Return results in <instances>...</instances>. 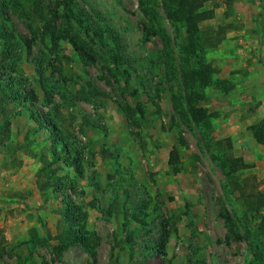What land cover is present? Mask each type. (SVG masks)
<instances>
[{
  "label": "rangeland",
  "instance_id": "1",
  "mask_svg": "<svg viewBox=\"0 0 264 264\" xmlns=\"http://www.w3.org/2000/svg\"><path fill=\"white\" fill-rule=\"evenodd\" d=\"M0 5V264H264V0Z\"/></svg>",
  "mask_w": 264,
  "mask_h": 264
},
{
  "label": "trees",
  "instance_id": "2",
  "mask_svg": "<svg viewBox=\"0 0 264 264\" xmlns=\"http://www.w3.org/2000/svg\"><path fill=\"white\" fill-rule=\"evenodd\" d=\"M186 1H187V4H192V5H195V3H198V0H194V1L193 0H186ZM191 1H193L194 3H190ZM185 4L186 3H184L183 5H185ZM140 6H141L142 11L145 12V6H144L143 2L140 4ZM1 10H2V8H1ZM73 12L74 11L72 8L68 9V14H74ZM261 14H262V26L264 27V6L262 7ZM204 15H206V11L199 13V16H204ZM75 16L79 17L78 14H76ZM113 59L117 60L118 56H115ZM186 98L188 101V109H189V112H190L192 118L194 119V121L199 122L201 120V118L205 115L204 108L199 107L196 104V102L193 100V98L189 94V92H187ZM253 131L256 135L257 140L260 143H264V119H263L262 123L258 122L253 126ZM170 161L174 165L175 169H178L177 164L179 162V156H178L177 151H174L172 153ZM223 167L225 169L227 176L229 177V179H231L230 174H231L233 169H236L235 165H233L234 168L233 169L231 168V170L226 169V167L224 165H223ZM67 214H68L67 216L69 218L68 222L72 223L71 222L72 217L70 215V211H68ZM76 242H86V239L84 238V235H82V233L77 232L72 227H69L68 229H66L64 232H62L60 234V241L57 245H55L54 250L56 251V253L58 255H60L63 252V250L67 249L70 245H72Z\"/></svg>",
  "mask_w": 264,
  "mask_h": 264
}]
</instances>
